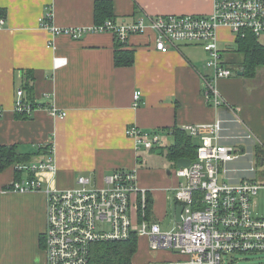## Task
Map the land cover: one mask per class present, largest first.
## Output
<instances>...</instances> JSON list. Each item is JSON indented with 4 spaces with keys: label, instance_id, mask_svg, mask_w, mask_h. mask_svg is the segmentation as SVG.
I'll return each mask as SVG.
<instances>
[{
    "label": "crops",
    "instance_id": "obj_1",
    "mask_svg": "<svg viewBox=\"0 0 264 264\" xmlns=\"http://www.w3.org/2000/svg\"><path fill=\"white\" fill-rule=\"evenodd\" d=\"M96 1L0 0L4 20L0 27V146H15L26 156V162L18 165L51 157L54 176L36 175L42 188L53 180V187L68 190L79 176L89 179L90 186L100 187L104 177L117 170L133 171L137 187L146 192L144 218L161 227L176 206V162L166 157L174 130L189 136L185 126L211 125L221 119L228 129L224 135H234L240 133L239 126L229 121L237 117L253 142L264 148V67L251 78L236 73L218 82L223 102L214 107L203 95L207 56L199 46L182 45L162 54L154 48V34L148 28L123 45L110 33H82L74 39L67 34L52 36L40 26V18L49 12L51 27L88 30L95 24ZM109 1L112 19L107 20L116 25L167 15L208 16L213 9V0ZM217 38L228 60L236 37L218 27ZM116 46L133 52L132 65L114 64ZM55 57L65 59V65L53 68ZM23 85L30 91L24 89L27 98L40 105L52 104L66 111V116L54 119L44 110L29 118L15 115V90ZM135 91L142 93L136 108ZM130 128L156 134L160 143L153 149L139 148L126 134ZM15 173L14 166L0 171V264H45L46 196L42 188L24 194L12 191L15 180L30 177L26 172ZM139 200L133 197L135 222L142 219Z\"/></svg>",
    "mask_w": 264,
    "mask_h": 264
},
{
    "label": "built area",
    "instance_id": "obj_2",
    "mask_svg": "<svg viewBox=\"0 0 264 264\" xmlns=\"http://www.w3.org/2000/svg\"><path fill=\"white\" fill-rule=\"evenodd\" d=\"M50 19L48 12L39 22L52 36L67 34L77 39L82 33H110L124 45L130 36L142 34L148 28L154 34V48L162 54L182 45L199 46L207 56L203 95L207 102L219 107L223 101L217 83L230 79L239 70L227 64L218 46L217 29L225 27L235 37L251 32L259 38L264 34V0H213L208 16H157L147 22L138 19L119 25L106 20L88 30L56 29L48 24ZM3 23L0 18V27ZM65 63V59L55 57L53 68ZM141 98L140 91L133 92L134 108L140 105ZM38 110L46 111L54 119H63L67 114L52 104L35 103L26 97L22 87L15 90V115L29 118ZM229 122L242 128V134L224 135L228 129L221 119L211 125L183 128L198 142L189 166L174 170L179 180L174 190L175 201L176 206H182V213L181 222L170 231H162L159 223L145 220L146 192L137 187L133 171L117 170L104 177L100 187L90 186L89 179L79 176L75 187L60 190L51 185L53 180L42 188L36 178L42 173L54 176L51 157L14 166L16 172H26L30 177L15 180L12 191L24 194L42 188L46 196L45 264H89L93 243L131 237L137 242L143 238L152 253L168 254L171 258L161 261L164 264H223L229 254L264 253V217L255 214V197L264 189V181L256 175L257 167L264 163L254 158L250 131L237 117ZM126 134L135 139L139 148L153 149L160 143L158 135L142 134L136 128L126 130ZM134 196L140 197V222H135L132 215Z\"/></svg>",
    "mask_w": 264,
    "mask_h": 264
},
{
    "label": "trees",
    "instance_id": "obj_3",
    "mask_svg": "<svg viewBox=\"0 0 264 264\" xmlns=\"http://www.w3.org/2000/svg\"><path fill=\"white\" fill-rule=\"evenodd\" d=\"M94 23L101 24L107 19H112V5L109 0H99L94 3ZM120 45V44H119ZM121 46V45H120ZM114 53V64L130 66L134 62L133 52L118 50ZM227 60L233 69L243 70V76L251 78L259 68L264 67V46L251 32H244L243 36L236 37L234 49ZM23 89L29 94L26 86ZM174 143L167 148L166 157L171 162L185 158L193 160L196 144L180 130H174ZM253 153L258 161H264V148L258 143H253ZM26 156L19 152L15 146H0V171L9 166H16L26 162ZM19 175L18 173H15ZM146 210V209H145ZM146 212V211H145ZM137 239L131 237L125 241H98L91 245L89 251V264H132L137 252Z\"/></svg>",
    "mask_w": 264,
    "mask_h": 264
},
{
    "label": "rangeland",
    "instance_id": "obj_4",
    "mask_svg": "<svg viewBox=\"0 0 264 264\" xmlns=\"http://www.w3.org/2000/svg\"><path fill=\"white\" fill-rule=\"evenodd\" d=\"M258 42L264 46V34H261L259 36ZM229 45L232 46V44ZM234 111L236 113L235 108ZM239 131L242 134V128H239ZM195 143L196 142H194V144ZM253 143L254 142H251V145H253ZM246 145L247 147H249L250 142H247ZM252 149L253 147H251V150ZM263 173H264V166H258L256 173L258 180L264 181V177L262 176ZM255 200H256L255 214L258 217H264V189H260L258 191ZM175 225L176 222L174 220V212H172L171 210L169 212V216L166 219V221L161 224V229L162 231H170L173 229V227H175ZM157 257H160L161 259L157 260L156 259ZM170 258L171 257L168 256L166 253H152L148 251L145 240L143 238H139L137 245V252L133 257L132 264H164L161 261L169 260ZM223 261H224L223 264H264V253H240V254L234 253L224 257Z\"/></svg>",
    "mask_w": 264,
    "mask_h": 264
},
{
    "label": "water",
    "instance_id": "obj_5",
    "mask_svg": "<svg viewBox=\"0 0 264 264\" xmlns=\"http://www.w3.org/2000/svg\"><path fill=\"white\" fill-rule=\"evenodd\" d=\"M243 70L240 69L238 72H237V76H242L243 75ZM263 163V160H261V164ZM190 164V160L189 159H185V158H181V159H178L176 161V168H186L188 167ZM181 213H182V206H175L174 208V220L176 223H179L181 222Z\"/></svg>",
    "mask_w": 264,
    "mask_h": 264
},
{
    "label": "flooded vegetation",
    "instance_id": "obj_6",
    "mask_svg": "<svg viewBox=\"0 0 264 264\" xmlns=\"http://www.w3.org/2000/svg\"><path fill=\"white\" fill-rule=\"evenodd\" d=\"M248 78V77H247ZM263 163H264V161H263Z\"/></svg>",
    "mask_w": 264,
    "mask_h": 264
}]
</instances>
